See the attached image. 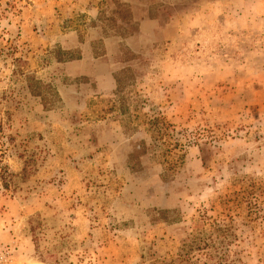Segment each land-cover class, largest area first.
Wrapping results in <instances>:
<instances>
[{
    "label": "rangeland",
    "instance_id": "374dc122",
    "mask_svg": "<svg viewBox=\"0 0 264 264\" xmlns=\"http://www.w3.org/2000/svg\"><path fill=\"white\" fill-rule=\"evenodd\" d=\"M0 264H264V0H0Z\"/></svg>",
    "mask_w": 264,
    "mask_h": 264
},
{
    "label": "trees",
    "instance_id": "16d2710c",
    "mask_svg": "<svg viewBox=\"0 0 264 264\" xmlns=\"http://www.w3.org/2000/svg\"><path fill=\"white\" fill-rule=\"evenodd\" d=\"M12 176V175H11ZM5 187L7 186V185H4Z\"/></svg>",
    "mask_w": 264,
    "mask_h": 264
}]
</instances>
